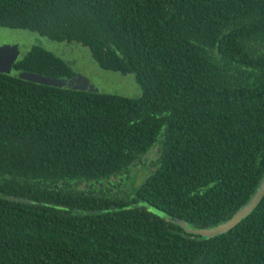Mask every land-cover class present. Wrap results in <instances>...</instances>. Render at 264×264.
Masks as SVG:
<instances>
[{
    "label": "trees",
    "instance_id": "obj_1",
    "mask_svg": "<svg viewBox=\"0 0 264 264\" xmlns=\"http://www.w3.org/2000/svg\"><path fill=\"white\" fill-rule=\"evenodd\" d=\"M0 28L81 45L142 91L0 74V264H264V194L210 239L168 220L213 227L263 176L264 0H0ZM13 68L73 76L37 46ZM152 150L157 167L129 203L164 217L90 190Z\"/></svg>",
    "mask_w": 264,
    "mask_h": 264
},
{
    "label": "rangeland",
    "instance_id": "obj_2",
    "mask_svg": "<svg viewBox=\"0 0 264 264\" xmlns=\"http://www.w3.org/2000/svg\"><path fill=\"white\" fill-rule=\"evenodd\" d=\"M33 46L44 48L53 53L55 57L64 62L72 70L73 76L70 78L53 79L15 70L13 66ZM0 74L62 90L82 91L129 99L138 98L142 94L141 88L135 82L132 74L124 75L100 69L91 59L87 48L74 43H54L35 33L23 30L0 28ZM156 157L155 150H152L148 157L143 156L136 162L138 164L137 173L127 170L109 179L101 180L95 186L88 184L83 186L88 188L90 186V190H93L98 195H105L111 200L128 202V207L145 208L158 217H164L161 212L148 207L141 201L129 203L134 197L135 189L156 169ZM263 194L264 173L247 202L227 220L213 227L200 229L182 220L175 222V218L172 217H169L168 220L177 225L183 234L195 237L196 239H210L227 232L248 216L254 210Z\"/></svg>",
    "mask_w": 264,
    "mask_h": 264
},
{
    "label": "water",
    "instance_id": "obj_3",
    "mask_svg": "<svg viewBox=\"0 0 264 264\" xmlns=\"http://www.w3.org/2000/svg\"><path fill=\"white\" fill-rule=\"evenodd\" d=\"M262 196H263V195H262ZM258 203H259V202H258ZM178 221H179V219H176V218H175V222H178ZM233 227H234V226H233ZM229 230H230V229H229Z\"/></svg>",
    "mask_w": 264,
    "mask_h": 264
}]
</instances>
